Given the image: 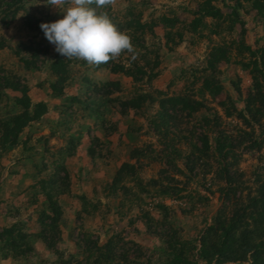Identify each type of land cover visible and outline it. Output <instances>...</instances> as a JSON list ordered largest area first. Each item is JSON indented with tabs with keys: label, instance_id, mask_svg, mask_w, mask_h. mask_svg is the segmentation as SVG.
Instances as JSON below:
<instances>
[{
	"label": "rangeland",
	"instance_id": "rangeland-1",
	"mask_svg": "<svg viewBox=\"0 0 264 264\" xmlns=\"http://www.w3.org/2000/svg\"><path fill=\"white\" fill-rule=\"evenodd\" d=\"M92 1L23 0L14 18L0 14V121L22 111L19 94L1 87L6 77L28 87L32 104L47 107L15 146H0V234L22 230L28 246L20 256L1 239L0 264H79L110 249L127 258L110 264H160L163 238L172 233L195 246L187 250L197 259L205 230L218 216L231 217L236 200L247 204L264 177V119L254 122L245 109L258 84L264 93V0ZM205 2L222 18L200 17ZM215 48L226 49L228 60L210 70ZM58 55L69 60L60 93L51 91L49 70ZM205 79L221 91L204 89ZM139 96V107L124 105ZM168 98L201 106L190 116L181 106L171 110L180 120L165 128L159 101ZM203 134L209 148L200 154ZM220 134L231 144L226 157L218 151ZM65 172L66 188L59 181ZM53 179L64 191L54 195L62 215L48 248L37 220L46 203L43 182Z\"/></svg>",
	"mask_w": 264,
	"mask_h": 264
},
{
	"label": "trees",
	"instance_id": "trees-1",
	"mask_svg": "<svg viewBox=\"0 0 264 264\" xmlns=\"http://www.w3.org/2000/svg\"><path fill=\"white\" fill-rule=\"evenodd\" d=\"M22 1L23 0H0V14L10 12L9 15L11 18H14L19 10L18 6ZM92 2L94 3V0ZM93 3L90 5L91 12L92 8H94ZM254 7H258L257 9H259L257 3ZM199 12L202 15L200 17L208 16L214 20L222 18L220 9L212 6L210 2L201 4ZM88 17L92 19L93 14L90 13ZM200 17L192 22V31H195L198 27L201 20ZM3 19H8V15L4 16ZM4 47L5 41L0 38V50ZM26 49H31V47H27ZM227 53L228 51L224 48H215L210 54L208 68L210 70L214 69L218 63L228 60ZM250 53L253 54L251 51ZM39 54V50L33 48L31 57L37 58ZM23 62L27 68L35 66V63L31 60L24 59ZM68 63L69 60L59 55L55 56L50 62L49 70L55 78L54 82L50 84L51 91L57 93L62 91L63 86L69 79ZM262 66V70H264V63ZM111 70L113 72L124 71L123 67L120 66H114ZM260 73L264 79L263 71ZM3 79L1 87L19 94V96L15 98V102L22 109L19 114H16L5 121H0V146L3 150H6L8 147L17 144L21 131L28 126L29 123L39 120L46 112L47 107L42 102L32 104L28 95V87L20 83L18 80H15V78L6 77ZM203 87L214 95L221 91V87L209 79L204 80ZM261 88L262 87L258 84L255 93L249 95L245 101V109L250 114L251 119L256 123L261 119H264V93L261 91ZM144 101L145 98L139 96L131 102H124V105H133V108H137L141 105L140 103ZM222 105H224V103H222ZM200 106L201 104L199 102L185 98H168L166 100H160L159 108L162 112L160 113L161 122L165 128L168 125H177L180 119L173 114H170L169 112L171 110L175 111L176 108L179 107L181 111L187 112V115L190 116L192 113L197 112ZM227 115H230V112H228ZM248 123L250 124L249 121ZM222 137L223 136L220 134L216 141L218 151L224 153L223 155L226 157L229 155L230 151L225 149L231 144L226 145V140H223ZM198 139L202 143V148L197 149V147L194 146V149H197L200 154H205L209 148L208 138L203 134L202 136H199ZM254 143L257 144V141ZM193 158L194 154L192 153L190 157H187V163L192 162ZM126 168L127 165H123L119 171L122 172ZM192 170L193 167H190V171ZM257 180L259 184L255 189V194L251 198H248L247 204L244 202L239 203V199L236 200V205L239 207L234 210L231 217L226 218L220 215L216 218L214 224L205 230L200 238V248L197 259H194V254H188L187 249L191 246L190 242L180 241L176 235L172 233L163 238V243L165 245L163 248V255L166 257L160 264H198V260L204 262V264H227L231 262L233 264H264V229L261 227L264 223V177L259 174ZM59 181L64 188L69 185L67 172H65V176L60 178ZM227 181L228 184L232 185L231 178ZM56 185L57 180L54 179L49 182H43L42 193L45 197L46 203L44 204L37 220L40 229L37 236L48 248L54 246L55 238L58 234V223L60 222L62 215L60 206L54 195L61 194L64 190H62V188L57 190ZM169 189V187H164V189L161 190L162 194H167ZM236 191L237 188L228 189V192L232 195H235ZM228 195L229 194H226L227 199H229ZM159 208L163 211H166L167 209L164 206H159ZM249 220L254 223V229L249 228ZM1 239L4 242L5 248H9L10 251L17 253L20 256L24 254V248L25 250L28 249L26 234L23 233L22 230L14 232L13 228L4 229L0 234V240ZM191 247L193 249L195 248V246ZM94 248V246H86V250L89 253L95 251ZM117 257L118 256H116L110 249L104 255L93 257L90 262L79 264H110ZM118 258L127 261L125 255L122 257L119 256ZM152 264H156V262Z\"/></svg>",
	"mask_w": 264,
	"mask_h": 264
}]
</instances>
